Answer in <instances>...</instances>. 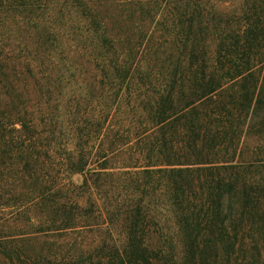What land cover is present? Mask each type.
<instances>
[{
	"label": "trees",
	"instance_id": "1",
	"mask_svg": "<svg viewBox=\"0 0 264 264\" xmlns=\"http://www.w3.org/2000/svg\"><path fill=\"white\" fill-rule=\"evenodd\" d=\"M0 264H264V0H0Z\"/></svg>",
	"mask_w": 264,
	"mask_h": 264
},
{
	"label": "rangeland",
	"instance_id": "2",
	"mask_svg": "<svg viewBox=\"0 0 264 264\" xmlns=\"http://www.w3.org/2000/svg\"><path fill=\"white\" fill-rule=\"evenodd\" d=\"M68 40H69V39H68ZM73 43H75V41H71V40H69V43H68V45H66V46H67L68 48H69V46L72 47V46H74ZM71 49H72V50H71V53H70V54H71V56H72V55H73V51H74V50H73V47H72Z\"/></svg>",
	"mask_w": 264,
	"mask_h": 264
}]
</instances>
